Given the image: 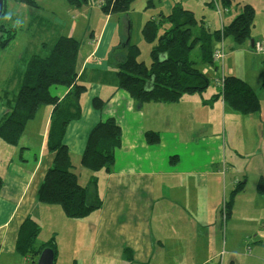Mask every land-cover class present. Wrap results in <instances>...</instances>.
Returning a JSON list of instances; mask_svg holds the SVG:
<instances>
[{
  "label": "crops",
  "instance_id": "0c3cea01",
  "mask_svg": "<svg viewBox=\"0 0 264 264\" xmlns=\"http://www.w3.org/2000/svg\"><path fill=\"white\" fill-rule=\"evenodd\" d=\"M8 1L20 5V9L26 11L28 28L38 23L43 28L56 31V34L50 36L53 43L40 41L35 43L29 39L25 50L18 53L15 59L10 60L11 68L3 77L5 80L2 81L0 90L28 47L33 49L32 52H43L41 45L43 48L46 44L53 46L61 36L77 39L76 34L81 25L75 20L79 16L87 18L84 17L82 9H75L66 0H60L59 2L64 4L63 8H71L69 15L73 22L69 24L71 28L64 33L59 28L62 29L68 25L40 0L37 2L41 9L37 13L25 4L13 0ZM93 4L95 7L93 9L101 10L97 3ZM246 5L253 6L252 4ZM217 9L220 16V27L215 31L228 26L227 21L225 22L228 17H222L225 10L221 11L219 7ZM263 12L264 10L261 11ZM97 13L95 12L94 15L99 16ZM127 16L122 15L124 18L121 19L120 28H116L108 40L111 44L108 55L104 53L102 58L98 57L106 34L96 35L94 31L91 40L86 43L85 48H88V52L82 60L79 53L77 68L79 76L83 73L88 74V77L84 79L88 90L82 97L81 118L68 126L65 136L72 163L74 156L79 163L80 159L82 162L89 134L98 123L114 118L122 129V145L116 152L112 171L106 173V179L102 180L105 183L102 182L101 193L99 194L100 189L97 183V187L91 188L88 194L90 203H96L97 198L101 201L97 217L96 250L93 248L95 256L117 259L120 263L125 262L124 259H126V263L130 264H155L156 259L163 258V256L168 260H189L192 256L195 260L194 254H206L210 257L203 258L204 264H209L224 253V256L228 257V262L231 261L226 263L223 259L219 262L220 264H264V199L257 188H253L252 201L255 206L251 207L252 210L250 206L241 209L238 204L236 205L237 196L229 213L226 211V206H211L207 194L208 186L213 176L217 174L212 173L214 172L212 168L218 167L219 171V167L228 155V140L236 136L238 125L246 122L248 119L246 117L250 115L232 111L223 99L224 88L222 89L216 83L219 88L218 95L221 98L219 101L212 98L215 94L210 98L201 95L197 103L195 99L184 98V94L179 102L162 104L139 103L118 86L103 85L108 83L93 79L94 74L99 70L103 72L116 69L117 63L123 61L121 51L116 55L114 52L120 50V46L124 44H132V25ZM107 17L112 19V16ZM17 19L18 17L14 14H8L6 21L9 26L14 27L13 24ZM208 29L212 33L215 32L210 26ZM14 41L9 47H12ZM215 42L217 45L218 41ZM222 45L227 54L224 41L218 46ZM219 47H215L214 50ZM254 47L264 49V43L252 42V48ZM6 52L7 50L1 51L0 55L4 64L8 61L6 55H9V52L4 54ZM106 60L108 66L102 67ZM80 61L81 66L79 67ZM219 65H222L221 75H225L223 63L208 67L219 76L218 72L222 71ZM234 67L235 72L230 71V74L226 75L239 77L250 85L249 79L243 77L245 69L237 63H234ZM203 72L208 77V69L203 68ZM217 76L215 78H218ZM51 91L62 98L68 93V88L52 87ZM188 97L197 98L196 96ZM95 98H100L105 102L101 110L94 107ZM200 106L216 114V122L212 125L218 132L216 135H203L204 130L197 126L198 115L194 112H197ZM187 108L191 110L186 111ZM229 111L236 116H232L231 125L227 126V115L231 113ZM5 112L6 109L0 107V120ZM51 114L52 108L49 109L44 125L42 123L40 126L30 128L29 122L18 146H10L0 140V264H37L42 250L46 248L43 246L51 242L55 246L48 248L54 250L56 260L61 258L60 248L56 241L60 230L58 220L62 217L61 208L58 205L41 204L36 197L38 187L53 162V155L48 149ZM222 114L224 120L221 126L223 128L217 121ZM259 119L257 125L261 127V137L264 138V120L261 116ZM149 132L159 133L158 143H149L147 138ZM174 157L177 160L172 163ZM94 176L92 174L91 179ZM78 180L83 187H90V183L83 185L79 177ZM237 180L238 183L245 185V189L238 194L246 195L249 179L244 180L240 176ZM255 210L256 218H254ZM28 217L32 218L39 227L47 225L50 232L49 241L36 238L33 251L18 248L19 230ZM226 238H228L226 244L228 246V241H230V246L225 249L220 245L225 242ZM197 239H199V245L206 241L209 247H201V249L196 247L193 250L192 246L196 245ZM183 244H186V247ZM23 245L25 248V244ZM178 246L182 248L174 250ZM74 262L79 264V259H73L68 264ZM179 264L182 263L179 262Z\"/></svg>",
  "mask_w": 264,
  "mask_h": 264
},
{
  "label": "trees",
  "instance_id": "16d2710c",
  "mask_svg": "<svg viewBox=\"0 0 264 264\" xmlns=\"http://www.w3.org/2000/svg\"><path fill=\"white\" fill-rule=\"evenodd\" d=\"M15 1L25 4L35 13L41 9L37 0ZM91 1L100 2V8L107 16L128 15L135 2V0H66L70 6L77 9L87 7ZM234 1L221 0L228 10ZM174 9L168 15L174 27L164 34L158 30L163 20L149 21L145 24L143 36L152 44L149 67L140 61V48L128 43L114 52L116 55L121 51L124 58L117 63L118 67L110 71L99 70L93 79L115 84L139 103H176L184 94L203 92L209 87L210 80L202 68L215 64L212 45L214 38L221 40L223 37H233L240 45L251 39L256 15L255 8L251 5H245L240 15L230 25L213 33L205 24L198 25V20L192 12L183 10L179 4ZM7 15L6 9L0 20V49L8 48L17 34V29L6 23ZM47 46V44L44 46L46 48H43V54L32 52L33 49L28 47L0 90V107L6 109L0 120V140L10 146H18L27 124L35 118L40 108L44 105L51 106L48 149L53 155V162L38 187L36 197L39 203L61 206L67 217L79 219L101 206L98 198L96 203H90L88 200L89 190L96 187L97 178L90 182V187H83L79 183L78 176L72 171L74 165L65 142L68 126L81 118V100L88 90L84 79L88 74L83 73L79 76L77 68L81 47L79 40L61 36L53 46ZM59 86L68 88V93L62 98L51 91L52 87ZM222 96L229 108L236 113L253 115L261 111L257 93L239 77L225 75ZM104 105L102 99H94L96 109L101 110ZM121 137L122 129L116 119L109 118L98 123L89 134L82 165L92 172L104 169L110 173L115 164L116 152L122 145ZM147 138L151 144H156L160 140L157 132L147 133ZM175 160L176 157L172 158V163ZM244 189L245 185L239 183L233 194H238ZM257 190L264 199V179L259 181ZM232 205V202L226 205L227 213L231 211ZM39 232L38 224L28 217L19 230L18 248L33 251V243ZM54 246L55 244L51 242L43 247Z\"/></svg>",
  "mask_w": 264,
  "mask_h": 264
},
{
  "label": "rangeland",
  "instance_id": "374dc122",
  "mask_svg": "<svg viewBox=\"0 0 264 264\" xmlns=\"http://www.w3.org/2000/svg\"><path fill=\"white\" fill-rule=\"evenodd\" d=\"M40 1L44 5H46L49 10L55 11L57 15L63 20V22L68 25L67 27H62V29L59 28L60 31L66 33L71 28L69 24L73 23L71 16L69 15L71 8H63L64 4L60 3V0ZM93 3H97V6H100V2L98 3L91 1L90 5L82 8V10L84 11V17L87 18L79 16L75 20V22H78L81 25L79 26L78 32L76 34L77 39L81 43V47L79 50L81 60L82 57H85L88 52V48H85V46L86 43L91 40L93 31L96 35H100L101 33L106 34L104 44L101 47L100 52L98 53V57L102 58V55L104 53H107L108 55L111 45L108 40L110 39L114 30H116V28H120L121 19L124 18L121 15H111L112 19L111 17L108 18L102 10L96 11L95 9H93L95 8ZM177 4H179V7H181L183 10L192 12L195 18L198 20V25L205 24V26L207 27L210 26L212 31H215L220 27V16L217 11L218 7L221 11L225 10V13L222 15V17H228V20H225V22L227 21L228 25H230L238 15H240L243 7L246 4H252L255 7L256 15L255 23L251 30V39L247 43H245V45L238 44L233 37H223L221 38V40H217L214 38V41L212 43L214 49L215 47H219L218 45L223 41L224 45H226L227 47L226 50L228 55L226 54L227 56H225L226 58H224L222 62L226 71L225 75L230 74V71L235 72L234 63H237L238 66L240 65L245 69L243 77L249 79L251 83L250 85L257 92L261 103V111L256 115L247 116V121H244L240 125H238L239 127L237 128L236 136L228 140V155L226 156L222 165L219 167V171L218 167L212 168L214 171L212 173L217 174L213 176L211 183L208 186L209 191L207 193L209 204L213 207H225L231 202L234 205L235 198L238 196L236 199V205L238 204L241 209H243V207L249 208V206L250 208H253L255 206L254 202L252 201V196L254 195L253 188H257L259 181L261 179H264V138L261 137V127L257 125L258 121L260 120V116L264 120V49H258L256 47L252 48V42H256L257 44L261 41V43H264V12L261 13V11L264 10V0H235L229 10L228 8L226 9L224 7L221 0H135L127 16L128 21L132 25L131 42L132 45H136L140 48V61L144 62L148 67L151 65L152 44L148 43L143 36V29L145 27V24L149 21L163 20V23L159 25L158 30L159 32L164 34L167 30H170L174 27L173 23L169 21L168 15L175 10L174 7ZM6 6L7 14H14L18 17L17 21L13 24V26L17 28V35L15 37L16 39L13 45H11L12 47H9V49L5 48L4 50L0 49V55L1 51L7 50V52L4 54H8L9 52V55H6L8 58L6 64H4L5 62L0 58V87H2V81L5 80V78L3 77L7 74L8 69L11 68L10 60L15 59L18 53L25 50V48L28 46L27 41L29 39H32L35 43H38L39 41L53 43L50 40V36L56 34V31L43 28V26H40L38 23L32 24L31 27L28 28L29 23H27L26 11L20 9V5H16L15 3L10 1H7ZM95 12H98L97 14L99 16H95ZM47 15L50 14L47 13ZM162 15H164L165 17H163ZM25 17L26 19H24ZM47 22L52 25L49 20H47ZM6 23L8 24L7 21ZM216 40L218 41L217 45L215 42ZM41 47L42 51L44 52L42 45ZM43 52L36 53L43 54ZM193 54H195V51L193 52ZM80 56L78 55V57ZM80 66L81 61L79 62V67ZM107 66L108 64L106 60L104 66L102 67ZM208 66L209 65L204 66L203 68L204 70L206 68L208 69L207 78L210 80L209 87L203 92H196L189 95L185 94L183 96L184 98H188V100L195 99L198 103V98H201V95H203L205 98H210L213 94H215L212 96V98H215V100L217 99L218 101L221 99L219 97L220 95H218L219 88L215 84V77L217 76V74L213 72ZM219 68L220 70H222V65H219ZM222 72L223 70L218 72V75L221 76ZM219 76H217L218 79L220 78ZM103 85L116 86L112 84ZM188 96H196L197 98H191ZM204 103L206 102L204 101ZM51 108L52 107L49 105L42 106V108H40V110L37 112L35 118L28 124L29 127L32 128L36 125L40 126L42 123L44 125L49 115V109ZM188 110L190 111L191 108H187L186 111ZM197 110L198 111H195L194 113L198 115L197 119L199 123L197 126L200 129L204 130L202 134L216 135L218 132L215 130V128L212 127L213 123L216 122V114L212 110H205V107L203 108L201 106L200 108H197ZM179 113L180 112H178V114ZM232 116L236 115L233 112L227 115V126L231 125ZM223 120L224 118L222 114L217 119V121H219L220 123V126L222 125ZM221 128H223V126H221ZM73 160L74 168L72 171H74V173L76 172L75 174L79 177L80 182L83 185H86V183L89 184L94 180V178L97 177L100 194L103 188V184L105 183V181L103 182L102 180L106 179L107 172L104 169L98 172H92L82 165L81 159L78 163L76 161V157L74 156ZM92 174H94L95 176L91 179ZM240 176L244 180L246 178L249 179V181L247 182L248 190L246 195H244L243 193L233 194L236 190L237 185L239 184L237 178ZM60 208L62 217L58 220L60 222V230L58 235L56 236V241L60 248L61 258L59 260H56V264H68L71 260L76 258L79 259V264H130L126 263V259H124L125 262L120 263V261L117 259H105L103 256H95L93 248L96 250V232L98 227L97 217L99 216L98 208L94 209L88 216L79 219L67 217L61 206ZM254 216V218H256L257 216L256 210L254 212ZM38 237L39 240L48 239L49 241L50 232L48 231L47 225H42L40 227ZM228 238H226L225 242L220 245L225 249L226 247L230 246V241H228V246L226 244ZM198 240L199 239H197L196 245L193 244V250H195L196 247L198 249H201V247H209V244L206 241H204L203 244L199 245ZM184 246L186 247V244ZM181 248L182 246H178L174 250H180ZM221 252H223V249H221ZM207 257L210 256L206 254H194L195 260L192 259V256L189 260H168L163 256V258L158 257L155 264H179V262H181L182 264H204L205 260L203 258ZM223 259L224 261H226V263H229L231 261L229 260L228 262V257H225L224 253H222L219 258L209 264H219V262ZM73 264H75V262Z\"/></svg>",
  "mask_w": 264,
  "mask_h": 264
},
{
  "label": "water",
  "instance_id": "95a60500",
  "mask_svg": "<svg viewBox=\"0 0 264 264\" xmlns=\"http://www.w3.org/2000/svg\"><path fill=\"white\" fill-rule=\"evenodd\" d=\"M6 0H0V20L6 11ZM56 254L51 248H44L39 256L37 264H56Z\"/></svg>",
  "mask_w": 264,
  "mask_h": 264
},
{
  "label": "built area",
  "instance_id": "2783aa9c",
  "mask_svg": "<svg viewBox=\"0 0 264 264\" xmlns=\"http://www.w3.org/2000/svg\"><path fill=\"white\" fill-rule=\"evenodd\" d=\"M226 56L224 46L222 45L218 49L214 50L213 52V61L215 64H221ZM216 84L219 85L222 89L225 86V75L222 74L220 78H216Z\"/></svg>",
  "mask_w": 264,
  "mask_h": 264
}]
</instances>
